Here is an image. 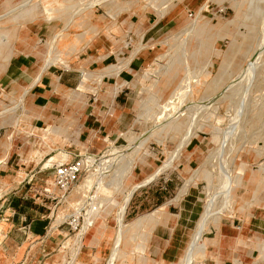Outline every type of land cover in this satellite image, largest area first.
Wrapping results in <instances>:
<instances>
[{
  "label": "rangeland",
  "instance_id": "obj_1",
  "mask_svg": "<svg viewBox=\"0 0 264 264\" xmlns=\"http://www.w3.org/2000/svg\"><path fill=\"white\" fill-rule=\"evenodd\" d=\"M20 29L27 88L74 83L0 75V264H264V0H0V40Z\"/></svg>",
  "mask_w": 264,
  "mask_h": 264
},
{
  "label": "crops",
  "instance_id": "obj_2",
  "mask_svg": "<svg viewBox=\"0 0 264 264\" xmlns=\"http://www.w3.org/2000/svg\"><path fill=\"white\" fill-rule=\"evenodd\" d=\"M20 32L24 35V37H26L27 42L29 41V43H30V46L27 49H26V47L24 48V46L22 44H19L18 42H13L14 46H13V43L11 44L13 47V50H12V48L9 47L8 42L12 38L13 33H11L12 34L11 37L7 36L8 31H6L5 42L0 40V65H1L2 69L7 68V70H5V69L1 70L0 75L5 76V78H2V80L7 81V84L13 88V90H11V91L14 92V96L17 95V93H19V96L20 95L24 96L27 93V91H29L30 89L33 88V86L38 85V84L42 85V86H44V85L51 86L52 88L59 90L60 92H63V90L72 89L71 85L74 83V80L72 77H68L66 74H63V73H60L59 74L60 76L53 77L54 74L50 71H45L41 77V80L38 83L27 88V86L32 81L33 75L37 72V70H38V68L42 62H41V56L36 54L38 51H36V52L32 51L33 50L32 49L33 47L31 46L32 45V39H31L30 35L23 32L22 29H20ZM15 43L18 44L17 47H16ZM33 54H35V55H33ZM30 56H32V57L34 56V57L38 58V61H39V64L35 68H31V69H30V66H28V64L26 63L27 57H30ZM47 64L48 63H45L44 67H47L48 66ZM33 69H35V70H33ZM27 71L30 72L29 75H28ZM82 76H84V79H85L86 74L82 73ZM62 78H64V79H62ZM122 84L124 85V83H122ZM26 88H27V91H25ZM37 95H38L37 93H33V94L31 93V101L30 102L26 101L25 110L27 112L29 111L30 113H32L33 115L36 116L37 113L43 111V109H44L46 111V114L50 115L48 110H55V109L58 110L59 107H61L60 104L57 106V108L52 106L50 98H46L47 99L46 104H42V105L37 103V102H33V99L35 97H37ZM45 95L47 97H50V94L48 92ZM115 98H116V96H115ZM31 103L33 105H30ZM0 124H3V123H1V119H0ZM9 139H11V138H9ZM159 209H161V207ZM156 213H157V211H154L152 213L151 217L156 219L157 218L155 216ZM151 217H150V219H151ZM219 229H221V225H220ZM214 245L219 247V249H220L222 247V239L217 238L214 241H211V243L208 244V248H210L211 246H214ZM205 251H206V247L203 245V252L205 253Z\"/></svg>",
  "mask_w": 264,
  "mask_h": 264
},
{
  "label": "built area",
  "instance_id": "obj_3",
  "mask_svg": "<svg viewBox=\"0 0 264 264\" xmlns=\"http://www.w3.org/2000/svg\"><path fill=\"white\" fill-rule=\"evenodd\" d=\"M84 166L85 162L82 157L56 162L52 165L51 172L53 189H56L61 197L66 198L80 181ZM83 207L74 208L75 212L69 216L67 224L73 230L80 231L85 224L87 225L88 219L91 218V210ZM80 209H83V211Z\"/></svg>",
  "mask_w": 264,
  "mask_h": 264
},
{
  "label": "bare ground",
  "instance_id": "obj_4",
  "mask_svg": "<svg viewBox=\"0 0 264 264\" xmlns=\"http://www.w3.org/2000/svg\"><path fill=\"white\" fill-rule=\"evenodd\" d=\"M149 179H151V178H149ZM229 189V188H228ZM129 195H130V193H129ZM227 195V194H226ZM129 198V197H128ZM228 199V198H227ZM127 202H128V200H127ZM125 205H126V203H124ZM125 205L123 206V210H124V207H125ZM123 212V211H122ZM207 213V212H206ZM122 214V213H121ZM204 217V216H203ZM201 230V229H200ZM200 230L198 231V232H200ZM202 231V230H201ZM197 238H198V236H197ZM200 238V237H199ZM195 240H196V238H195ZM198 241V240H197ZM194 243V242H193ZM195 244V243H194ZM201 245V244H200ZM194 246V245H193ZM117 247V246H116ZM193 248V247H192ZM115 251V250H114ZM190 252L189 253H191V249L189 250ZM116 252V251H115ZM114 254V253H113ZM189 257V256H188ZM112 264V263H111Z\"/></svg>",
  "mask_w": 264,
  "mask_h": 264
}]
</instances>
